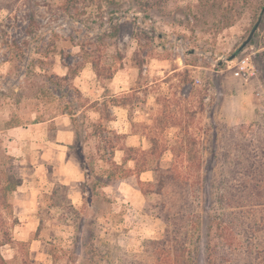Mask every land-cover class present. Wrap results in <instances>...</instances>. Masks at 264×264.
<instances>
[{"label":"rangeland","instance_id":"374dc122","mask_svg":"<svg viewBox=\"0 0 264 264\" xmlns=\"http://www.w3.org/2000/svg\"><path fill=\"white\" fill-rule=\"evenodd\" d=\"M125 1L0 0V187L21 185L0 191V230L12 238L0 249L6 264H107L113 246L139 252L145 239L159 238L160 197L143 195L136 176L112 162L121 163L123 144L147 149L150 127L175 132L164 119H182L204 163L211 148L219 157L230 149L239 124L258 122L264 134V15L228 59L264 0H139L148 17L120 12L119 34L102 36L108 9ZM243 59L247 80L234 74ZM112 95L127 102L115 115ZM106 112L143 137H115ZM57 128H69L74 142L52 147ZM170 159L166 151L162 163ZM223 168L220 159L217 180ZM92 184L97 195L88 198Z\"/></svg>","mask_w":264,"mask_h":264},{"label":"trees","instance_id":"16d2710c","mask_svg":"<svg viewBox=\"0 0 264 264\" xmlns=\"http://www.w3.org/2000/svg\"><path fill=\"white\" fill-rule=\"evenodd\" d=\"M135 4L140 5L138 9ZM143 5L139 0H126L123 8L117 5L109 8V29L102 36L119 34L120 12L125 17L135 9L144 12L143 19L148 17L150 12H145ZM92 65L99 75L98 63ZM110 101L115 106L127 105L116 96ZM106 113L104 118L109 120ZM164 120V128L177 130L169 135L154 133L147 124L150 128L144 135L148 148L123 144L119 147L123 151L122 162H112L124 177L136 176L143 195L160 197L158 217L164 224L163 233L159 238L145 239L139 252L113 246L107 264H264V134L258 131L260 123L255 128L253 124H239L231 131L230 149L219 157L215 148H211L209 161L204 163L199 138L189 132L182 119L174 115ZM114 136L121 138L124 134ZM114 151L111 147L109 155ZM166 151L171 159L163 164L162 155ZM151 157L156 159L153 164ZM220 159L225 169L217 180L215 169ZM129 161L133 162L132 167L126 166ZM85 165L81 160V166L86 168ZM146 170L153 174L148 182L139 179V174ZM18 183L8 182L0 191L12 192ZM95 188L92 184L88 198L97 195ZM103 200L109 202L108 198ZM0 231L1 247L12 238L7 227ZM0 264H6L1 252Z\"/></svg>","mask_w":264,"mask_h":264},{"label":"crops","instance_id":"0c3cea01","mask_svg":"<svg viewBox=\"0 0 264 264\" xmlns=\"http://www.w3.org/2000/svg\"><path fill=\"white\" fill-rule=\"evenodd\" d=\"M112 96H114V95H112ZM124 108H125V106H122V105L115 106V105H112L111 104L110 111L112 110V113L115 115V113L118 114V111L120 109L122 111V110H124ZM120 118H121V116H116L115 119H111L110 118V120H109V122H112L113 125L114 124L116 125L115 126L116 128H114L116 130V132L114 134H124L125 137L126 136H129V137H139V138L140 137H143V134H140V133H138L136 131H131L129 133L127 130H121L123 128V126H121V124L119 123ZM57 119H58L57 117H54V118H52V119H50L48 121H50V122L56 121V123H57ZM143 119H145V118H143ZM121 122L124 123L123 120H121ZM119 125H120V129H118ZM6 131H7V133H9L10 131H12V128H8V129H6ZM42 135H43V132H42ZM74 140H75L74 133L69 128L63 129V130L57 128L56 131H55L54 138H53L52 147H55L56 149H59L60 147H64L67 144L73 143ZM127 146L139 147V146H134L133 144L127 145ZM119 150L122 151L121 149H119ZM121 162H122V160H121ZM130 162H132V161H129L128 163H130ZM132 166H133V162H132ZM132 166H130V167H132ZM144 175H146V176H144ZM139 179L142 180V181H145V182L151 181L153 179L152 171L151 170H146V171L141 172L139 174ZM20 186L21 185H20V182H19L18 185H17V187H16V189L14 191H12V192H15L17 190V188L20 187ZM77 198L78 197H76L75 199H77ZM6 244H10V243H6ZM6 244H3L2 246L6 245ZM1 247H0V249H1Z\"/></svg>","mask_w":264,"mask_h":264},{"label":"water","instance_id":"95a60500","mask_svg":"<svg viewBox=\"0 0 264 264\" xmlns=\"http://www.w3.org/2000/svg\"><path fill=\"white\" fill-rule=\"evenodd\" d=\"M263 15H264V4H263V6H262V8L260 10V13L258 15V18H257L256 22L254 23L253 27L251 28V30L249 32L247 38L242 42V44L239 46V48L233 54H231L228 57L229 60L233 59L238 54V52H240L251 41V39L253 38L254 33L256 32L259 24L261 23ZM220 63H221V61H220Z\"/></svg>","mask_w":264,"mask_h":264},{"label":"built area","instance_id":"2783aa9c","mask_svg":"<svg viewBox=\"0 0 264 264\" xmlns=\"http://www.w3.org/2000/svg\"><path fill=\"white\" fill-rule=\"evenodd\" d=\"M250 69L251 66L247 63V59H243L238 63V68L235 70L234 74L247 80L250 75Z\"/></svg>","mask_w":264,"mask_h":264}]
</instances>
